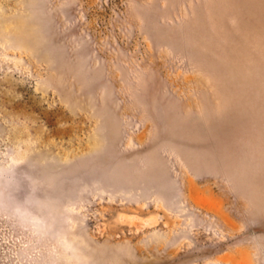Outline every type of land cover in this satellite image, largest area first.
Listing matches in <instances>:
<instances>
[{
    "label": "rangeland",
    "instance_id": "374dc122",
    "mask_svg": "<svg viewBox=\"0 0 264 264\" xmlns=\"http://www.w3.org/2000/svg\"><path fill=\"white\" fill-rule=\"evenodd\" d=\"M0 264H264V0H0Z\"/></svg>",
    "mask_w": 264,
    "mask_h": 264
}]
</instances>
